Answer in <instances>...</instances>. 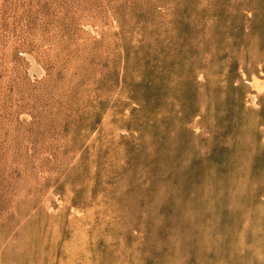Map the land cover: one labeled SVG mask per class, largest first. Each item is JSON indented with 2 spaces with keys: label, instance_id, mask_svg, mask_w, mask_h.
I'll return each instance as SVG.
<instances>
[{
  "label": "rangeland",
  "instance_id": "374dc122",
  "mask_svg": "<svg viewBox=\"0 0 264 264\" xmlns=\"http://www.w3.org/2000/svg\"><path fill=\"white\" fill-rule=\"evenodd\" d=\"M0 264H264V0H0Z\"/></svg>",
  "mask_w": 264,
  "mask_h": 264
}]
</instances>
